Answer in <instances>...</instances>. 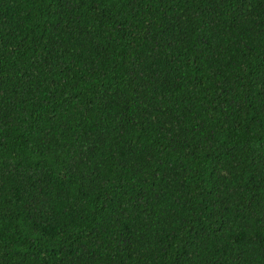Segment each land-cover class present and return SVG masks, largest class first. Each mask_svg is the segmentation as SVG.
<instances>
[{
    "label": "trees",
    "instance_id": "1",
    "mask_svg": "<svg viewBox=\"0 0 264 264\" xmlns=\"http://www.w3.org/2000/svg\"><path fill=\"white\" fill-rule=\"evenodd\" d=\"M0 264H264V0H0Z\"/></svg>",
    "mask_w": 264,
    "mask_h": 264
}]
</instances>
